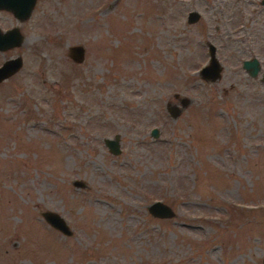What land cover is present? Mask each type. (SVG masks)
<instances>
[{"label":"rangeland","instance_id":"1","mask_svg":"<svg viewBox=\"0 0 264 264\" xmlns=\"http://www.w3.org/2000/svg\"><path fill=\"white\" fill-rule=\"evenodd\" d=\"M0 19L22 35L0 50L21 58L0 80V264H262L260 0H34Z\"/></svg>","mask_w":264,"mask_h":264},{"label":"water","instance_id":"2","mask_svg":"<svg viewBox=\"0 0 264 264\" xmlns=\"http://www.w3.org/2000/svg\"><path fill=\"white\" fill-rule=\"evenodd\" d=\"M264 5V0H260ZM34 0H0V8L10 9L16 20L25 19L33 6ZM198 18V12L195 10H189L186 13V21L193 22ZM22 41V35L19 32L16 25L5 30H0V50L17 46ZM214 45L207 42L206 50L208 59L206 64L202 65L198 72L201 77L206 80H213L218 76L219 64L214 56ZM67 54L74 62H81L83 59V47L80 44H72L67 47ZM21 64V58L19 56L9 57L0 63V80L13 73ZM241 67L246 71L249 76H255L259 69V62L255 57L246 58L241 61ZM260 79H264V71L260 74ZM178 109L175 106L170 107L168 113L171 116L177 114ZM151 136H156V130L154 127L150 130ZM103 144L108 151L112 154L119 152V143L117 134L112 137H104L102 139ZM72 184L75 186H81V182L73 180ZM150 213L158 216H166L170 214V210L167 206L162 204L158 200H154L148 206ZM43 219L53 228L61 232L62 234L69 235L70 228L67 226L65 220L57 213L53 211H41ZM261 263L264 264V255L261 258Z\"/></svg>","mask_w":264,"mask_h":264},{"label":"flooded vegetation","instance_id":"3","mask_svg":"<svg viewBox=\"0 0 264 264\" xmlns=\"http://www.w3.org/2000/svg\"><path fill=\"white\" fill-rule=\"evenodd\" d=\"M33 7V6H32ZM32 9V8H31ZM10 13L11 15H12V17L15 19V17L13 16V14H12V12H11V10L10 9H7V8H0V16H1V14H3V13ZM30 14V13H29ZM11 27H13V26H4L3 25V22L1 21V19H0V28H3V30H5V29H7V28H11ZM1 30V29H0ZM264 71V70H263ZM262 71V72H263Z\"/></svg>","mask_w":264,"mask_h":264}]
</instances>
